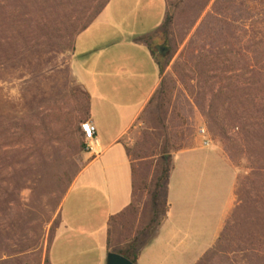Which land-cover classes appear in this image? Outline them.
<instances>
[{
	"label": "rangeland",
	"instance_id": "1",
	"mask_svg": "<svg viewBox=\"0 0 264 264\" xmlns=\"http://www.w3.org/2000/svg\"><path fill=\"white\" fill-rule=\"evenodd\" d=\"M105 1L0 0V264H50L62 203L90 152L74 43ZM119 1L131 0H111L108 12ZM217 1L166 0L169 25L142 39L161 83L124 140L133 202L110 224L116 251L154 238L167 202L159 179L175 154L209 140L238 172L236 206L198 264H264V84L250 74V59H264L262 23Z\"/></svg>",
	"mask_w": 264,
	"mask_h": 264
},
{
	"label": "crops",
	"instance_id": "2",
	"mask_svg": "<svg viewBox=\"0 0 264 264\" xmlns=\"http://www.w3.org/2000/svg\"><path fill=\"white\" fill-rule=\"evenodd\" d=\"M128 3L119 1L113 15L110 0L74 43L72 76L89 98L86 121L97 132L87 163L62 203L50 264H107L109 253L124 252L113 249L110 225L133 202L124 140L161 83L156 60L138 40L153 35L167 15L166 0H160L158 10L149 0ZM237 177L215 147L196 145L175 154L166 216L136 264H198L220 239L236 206Z\"/></svg>",
	"mask_w": 264,
	"mask_h": 264
},
{
	"label": "trees",
	"instance_id": "3",
	"mask_svg": "<svg viewBox=\"0 0 264 264\" xmlns=\"http://www.w3.org/2000/svg\"><path fill=\"white\" fill-rule=\"evenodd\" d=\"M109 2H110V0H106L98 8V10L95 12L93 17L78 30V32H77L78 35L80 33H82L83 31H85L98 18V16L108 6ZM218 6H222L223 12L225 11L226 8L227 9L230 8L231 10L236 9V12L241 14L238 17H242L244 21H248L251 23L259 21L260 23H262V27H261L262 30L261 31H262V35H264V0H218L216 2L214 9H216ZM214 13L217 14V12H215V10H214ZM209 17H212V14H209L208 18ZM169 23H170V18L168 15H166V19L164 21L163 26L165 27V26L169 25ZM138 41L142 42V39H140ZM210 45L212 46L213 49L215 48V44L211 43ZM147 46L150 49V51H151V53L155 59L154 50L150 47V45H147ZM250 61H251V63H250V74H251L252 78L258 77L260 82H262V84H264V59L261 62H256V61H253V58H251ZM156 63L158 64V67L160 70L159 63L157 61H156ZM253 85H254V83H252V87H253ZM260 93L264 94V86L259 90V94ZM86 101H87V108H88L89 98L87 96H86ZM87 113H88V109H87ZM132 173H133V169H132ZM169 173H170V171H168V170L163 172L162 177L158 181V185H157L158 187L161 185L160 183L162 181H165V183L167 185V182L169 179ZM154 207L157 208V204ZM166 212H167V202H166V210L162 215V220L166 216ZM156 217H157V213H156ZM162 220H160V221L156 220L155 221L157 223L158 228L161 225ZM157 231L155 232L154 237L156 236ZM144 247H145V244H143L139 249H135V244L132 243V244H130L129 248L126 251L118 252L117 254L124 256L125 258L130 260L133 264H136L137 260L139 258V255H140V253ZM208 253L209 252H207L206 254H208Z\"/></svg>",
	"mask_w": 264,
	"mask_h": 264
},
{
	"label": "built area",
	"instance_id": "4",
	"mask_svg": "<svg viewBox=\"0 0 264 264\" xmlns=\"http://www.w3.org/2000/svg\"><path fill=\"white\" fill-rule=\"evenodd\" d=\"M81 131H82L85 141L88 144V151H92V143L96 139V132H97L96 127L90 121H86L81 124ZM199 133L204 138L207 135V132L205 129H201ZM209 143H210L209 140H205L204 146L207 147Z\"/></svg>",
	"mask_w": 264,
	"mask_h": 264
},
{
	"label": "water",
	"instance_id": "5",
	"mask_svg": "<svg viewBox=\"0 0 264 264\" xmlns=\"http://www.w3.org/2000/svg\"><path fill=\"white\" fill-rule=\"evenodd\" d=\"M107 264H133V263L124 256L111 252L107 255Z\"/></svg>",
	"mask_w": 264,
	"mask_h": 264
}]
</instances>
